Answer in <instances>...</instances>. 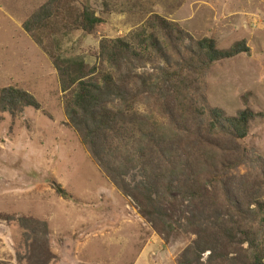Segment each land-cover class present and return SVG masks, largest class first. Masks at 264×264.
I'll return each mask as SVG.
<instances>
[{
  "label": "rangeland",
  "instance_id": "rangeland-1",
  "mask_svg": "<svg viewBox=\"0 0 264 264\" xmlns=\"http://www.w3.org/2000/svg\"><path fill=\"white\" fill-rule=\"evenodd\" d=\"M48 1L0 0V89H23L39 103L38 109L0 107V264H178L191 244L187 194L164 192L160 213L154 222L147 219L82 144L65 115L54 67L53 56L100 67V41L125 37L153 14L194 39H214L219 49L240 41L247 46V52L213 62L206 107L227 117L245 107L257 113L237 150L259 158L231 169L217 160L210 171L222 177L219 186L210 172L195 179L204 194L221 196V187L233 191L239 177H250L264 203V0H57L38 31L39 45L24 22ZM85 7L100 19L90 30L75 24ZM139 105L151 123L167 126L157 101L145 98ZM202 143L193 137L185 150L210 147ZM183 171L174 186L185 191L190 170ZM127 177L135 184L140 174Z\"/></svg>",
  "mask_w": 264,
  "mask_h": 264
},
{
  "label": "trees",
  "instance_id": "trees-1",
  "mask_svg": "<svg viewBox=\"0 0 264 264\" xmlns=\"http://www.w3.org/2000/svg\"><path fill=\"white\" fill-rule=\"evenodd\" d=\"M56 1L49 0L24 22L39 45L38 31L54 15ZM99 21L85 7L75 24L90 30ZM247 51L243 41L219 49L214 39H194L176 22L153 14L125 37L102 39L100 67L86 68L82 61L53 56L65 115L106 177L151 221L160 213L156 208L164 192L187 194L191 210L186 224L195 237L178 264H264V203L254 191L257 184L239 177L233 191L221 187V196H209L195 179L197 173L210 172L219 186L222 177L210 171L217 160L231 169L259 158L248 149L237 150V141L248 135L257 113L245 107L227 117L221 109L206 107L205 79L213 62ZM146 65L151 69L145 70ZM145 98L165 108L167 126H157L143 115L139 103ZM23 106L38 109L39 103L23 89H0L2 109ZM193 137L210 147L186 151ZM187 168L190 174L182 191L174 184ZM134 170L140 177L130 184L127 176ZM230 247L236 249L232 256Z\"/></svg>",
  "mask_w": 264,
  "mask_h": 264
}]
</instances>
